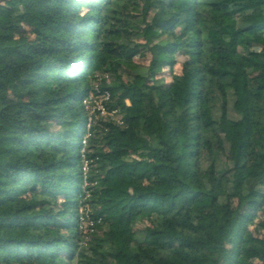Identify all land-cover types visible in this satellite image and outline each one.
<instances>
[{
  "label": "trees",
  "instance_id": "obj_1",
  "mask_svg": "<svg viewBox=\"0 0 264 264\" xmlns=\"http://www.w3.org/2000/svg\"><path fill=\"white\" fill-rule=\"evenodd\" d=\"M0 264H264V0H0Z\"/></svg>",
  "mask_w": 264,
  "mask_h": 264
},
{
  "label": "built area",
  "instance_id": "obj_2",
  "mask_svg": "<svg viewBox=\"0 0 264 264\" xmlns=\"http://www.w3.org/2000/svg\"><path fill=\"white\" fill-rule=\"evenodd\" d=\"M110 98V93L108 91H101L98 89V93L96 95L91 94L90 96H88V98H84L85 100H83V103L85 105L86 110L88 111V124L87 127L90 128L91 125L94 122V119L97 118L100 115H108V114H112L113 112H109L107 110V107L105 105V101L108 100ZM100 114V115H99ZM88 137V135H86V138ZM84 145H86L87 143V139H85L84 141ZM85 150V147L82 149V151ZM85 163V167H87L86 164V160L84 161ZM84 220V217H82V222ZM92 222H90L91 224ZM83 227V225L81 226Z\"/></svg>",
  "mask_w": 264,
  "mask_h": 264
},
{
  "label": "rangeland",
  "instance_id": "obj_3",
  "mask_svg": "<svg viewBox=\"0 0 264 264\" xmlns=\"http://www.w3.org/2000/svg\"><path fill=\"white\" fill-rule=\"evenodd\" d=\"M136 60H137L139 63L143 64V65H147L148 62H149V60H148L146 57H142V56H137V57H136ZM180 69H181L180 64L176 65V70L179 71ZM86 98H88V97H86ZM84 100H85V99H84ZM127 102L130 103L129 100H128ZM85 109H86V108H85ZM104 117H105V116H104ZM95 119L98 120V118H95ZM96 120H94V121H96ZM85 139H86V137H85ZM83 143H84V142H83ZM84 187H85V184H84ZM83 210H84V208H83V207H80V210H79V211H80L81 213L83 212ZM151 221H152V215H151V214H148V213H144V214H143V219H142V221L139 222L138 224H136V227H137V228H140V227H142V226H144V225H148V224L151 223ZM85 223H86V222H85ZM85 223H84V220H83V222H82V219H81L80 227H81L82 225H83V227H84ZM86 226H87V225H86ZM83 230H84L83 235H85L86 232H87L86 227L83 228ZM85 238H87V237H85Z\"/></svg>",
  "mask_w": 264,
  "mask_h": 264
}]
</instances>
